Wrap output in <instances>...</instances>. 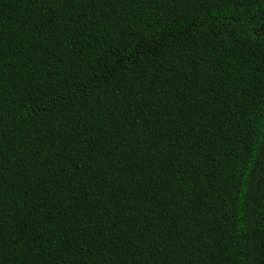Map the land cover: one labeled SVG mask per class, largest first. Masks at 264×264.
<instances>
[{
    "label": "trees",
    "instance_id": "trees-1",
    "mask_svg": "<svg viewBox=\"0 0 264 264\" xmlns=\"http://www.w3.org/2000/svg\"><path fill=\"white\" fill-rule=\"evenodd\" d=\"M0 264H264V0H0Z\"/></svg>",
    "mask_w": 264,
    "mask_h": 264
}]
</instances>
